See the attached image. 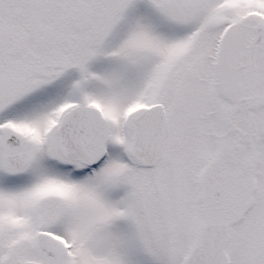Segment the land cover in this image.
<instances>
[{
  "label": "snow or ice",
  "instance_id": "1",
  "mask_svg": "<svg viewBox=\"0 0 264 264\" xmlns=\"http://www.w3.org/2000/svg\"><path fill=\"white\" fill-rule=\"evenodd\" d=\"M0 264H264V0H0Z\"/></svg>",
  "mask_w": 264,
  "mask_h": 264
}]
</instances>
